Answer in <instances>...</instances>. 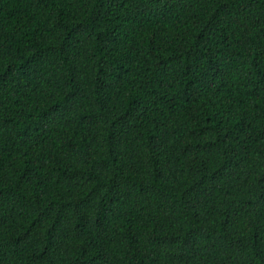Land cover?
<instances>
[{"label": "trees", "instance_id": "trees-1", "mask_svg": "<svg viewBox=\"0 0 264 264\" xmlns=\"http://www.w3.org/2000/svg\"><path fill=\"white\" fill-rule=\"evenodd\" d=\"M0 264H264V0H0Z\"/></svg>", "mask_w": 264, "mask_h": 264}]
</instances>
